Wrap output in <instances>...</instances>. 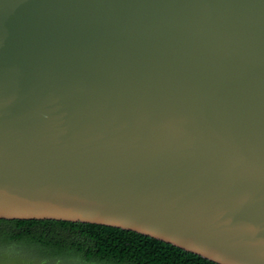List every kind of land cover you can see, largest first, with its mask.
Wrapping results in <instances>:
<instances>
[{
	"label": "water",
	"instance_id": "water-1",
	"mask_svg": "<svg viewBox=\"0 0 264 264\" xmlns=\"http://www.w3.org/2000/svg\"><path fill=\"white\" fill-rule=\"evenodd\" d=\"M0 219L264 264V0H0Z\"/></svg>",
	"mask_w": 264,
	"mask_h": 264
},
{
	"label": "trees",
	"instance_id": "trees-1",
	"mask_svg": "<svg viewBox=\"0 0 264 264\" xmlns=\"http://www.w3.org/2000/svg\"><path fill=\"white\" fill-rule=\"evenodd\" d=\"M0 243L42 264H216L132 231L89 223L0 219Z\"/></svg>",
	"mask_w": 264,
	"mask_h": 264
},
{
	"label": "rangeland",
	"instance_id": "rangeland-1",
	"mask_svg": "<svg viewBox=\"0 0 264 264\" xmlns=\"http://www.w3.org/2000/svg\"><path fill=\"white\" fill-rule=\"evenodd\" d=\"M0 264H42L39 257L24 250L18 249L14 244L0 243Z\"/></svg>",
	"mask_w": 264,
	"mask_h": 264
}]
</instances>
